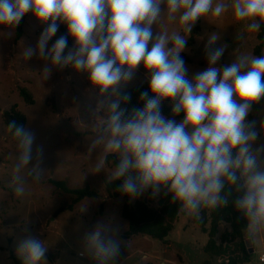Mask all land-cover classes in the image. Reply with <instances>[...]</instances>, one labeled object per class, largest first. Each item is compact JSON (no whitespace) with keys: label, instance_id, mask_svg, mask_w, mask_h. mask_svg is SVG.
Listing matches in <instances>:
<instances>
[{"label":"clouds","instance_id":"obj_1","mask_svg":"<svg viewBox=\"0 0 264 264\" xmlns=\"http://www.w3.org/2000/svg\"><path fill=\"white\" fill-rule=\"evenodd\" d=\"M229 10L248 32L264 27V0H0V26L14 30L31 13L43 30L34 47H23L22 59L44 62L43 81L67 68L87 76L88 101L83 115L75 108L74 123L90 130L93 173L105 172L108 184L122 181L118 191L129 201L163 191L178 212L198 221L205 210L231 203L246 221L245 240L253 242L264 235V120L258 128L248 117L264 99V49L256 56L238 44L232 62L220 64L228 45L214 47L220 37L213 33L204 46L207 66L191 78L181 55L199 20ZM162 19L178 20L180 30L161 24L158 31ZM61 24L66 35L49 47ZM141 66L148 90L139 96L143 106L129 109L126 89ZM165 101L171 118L162 113ZM7 128L17 148L11 183L22 196L42 177L44 150L34 152L35 134L25 126L11 121ZM120 233L119 225L97 221L84 231L79 255L91 264H119L122 246L128 247ZM47 251L31 234L16 246L22 264H48Z\"/></svg>","mask_w":264,"mask_h":264},{"label":"rangeland","instance_id":"obj_2","mask_svg":"<svg viewBox=\"0 0 264 264\" xmlns=\"http://www.w3.org/2000/svg\"><path fill=\"white\" fill-rule=\"evenodd\" d=\"M161 24L169 32L180 30L178 20L169 22L162 19L156 26L158 31ZM42 30L43 27L31 13L27 14L20 40H17V27L13 30L0 26V264H16V259H19L16 246L28 234L44 241L48 247V264H91L90 260L79 255L80 241L84 231L91 229L97 221L120 226V238L127 242L128 247L122 246L119 264H161L157 259H152L153 263L147 262L143 258L145 254L176 260V264H207V261L208 264H224L223 259L212 257L204 251L208 235L198 228L193 218H186L184 214L165 242L148 240L144 236L125 238L129 221L123 218L124 206L145 201L150 207L158 208L160 195L152 198L150 193H145L133 201L116 198L106 188V173H93L95 153L91 158L87 153L90 130L77 129L74 123L77 117L75 108L79 107L83 115L84 105L88 101L87 76L67 68L62 72L54 70L51 77L43 81L39 71L44 62L35 56L27 61L22 59L23 47H34ZM10 32H13L11 36ZM213 33L220 37L214 47L228 45L220 64L232 62V53L238 44L242 52L254 54L259 43L258 33L248 32L246 22L237 21L231 10L219 18L205 17L195 24L186 50L181 53L189 68V78L206 68L204 46ZM238 33L245 36L241 42L236 40ZM57 34L49 42V47ZM69 41L72 47L74 41L70 37ZM146 83L141 66L127 89ZM23 90L32 95V103L21 95ZM13 106L25 114V127L35 134L34 152L37 146H43L44 150L40 164L42 177L39 182L26 186L22 196L15 195L11 183L17 148L4 121V113ZM259 119V122L264 120V105ZM111 159L115 163L116 159ZM35 163L33 159L30 166ZM54 181L63 182L70 189L93 190L99 194V198L75 202V197L57 187ZM85 206H88L87 212L81 213ZM229 230V225H221L216 238L218 242ZM259 239L254 241L255 252L249 264H263L259 261L262 253ZM127 254L131 255L130 258Z\"/></svg>","mask_w":264,"mask_h":264},{"label":"trees","instance_id":"obj_3","mask_svg":"<svg viewBox=\"0 0 264 264\" xmlns=\"http://www.w3.org/2000/svg\"><path fill=\"white\" fill-rule=\"evenodd\" d=\"M27 15L23 17L20 24L17 26V40H20L23 36V27L26 21ZM67 28L61 24L58 30L57 38L60 35H66ZM258 44L254 49V54L259 56L264 49V27L258 33ZM69 47L71 46L68 41ZM148 90V83L139 85L135 88L126 89L131 94V101L126 105L129 109L133 106L142 107V103L139 101L141 92ZM27 102L32 103L33 97L26 90L21 92ZM264 99L258 104L253 106L252 112L249 114V120L259 121ZM162 113L171 118V105L168 101L163 102ZM176 117V119H181ZM4 121L7 124L11 121H16L18 125L26 126L27 118L25 114L17 109V106H13L10 111L4 113ZM117 161H115L116 163ZM122 181H116L111 184H107V190L112 193L116 198H126L119 191L118 187ZM54 184L62 188L66 193L72 194L75 197V202L82 201L86 198H99V194L90 189H70L63 182H56ZM171 197L166 196L163 191L159 197V207L152 208L145 201H136L135 204H126L123 208V218L129 221V231L126 233V237L144 236L152 239L165 242L167 237L174 230L176 223L180 220L183 213L178 212L179 205L170 203ZM240 214L236 212L234 206L230 203L227 207L215 210L203 212L202 220H195L194 223L200 228V230L208 235V242L204 247V251L212 257L221 258L225 261L224 264H246L250 263L253 259V254L250 253L247 247L246 240L244 238L243 228L246 221L239 218ZM223 224L230 226V230L221 236V241L216 239L220 232V227ZM209 263L208 261L206 262ZM16 264H22L19 259H16Z\"/></svg>","mask_w":264,"mask_h":264},{"label":"crops","instance_id":"obj_4","mask_svg":"<svg viewBox=\"0 0 264 264\" xmlns=\"http://www.w3.org/2000/svg\"><path fill=\"white\" fill-rule=\"evenodd\" d=\"M264 105V104H263ZM262 109H263V106H262ZM262 109H261V112H262ZM260 115H261V113H260ZM260 118V117H259ZM260 120V119H259ZM259 122V121H258ZM257 125H258V123H257ZM182 217V216H181ZM181 219V218H180ZM194 219V218H193ZM180 221V220H179ZM178 221V222H179ZM199 228V227H198ZM200 229V228H199ZM146 239H148V240H150V239H152V238H149V237H145ZM260 241H261V243H262V253H264V235H261V237H260V239H259ZM208 242V241H207ZM253 243V248H254V252H255V242L253 241L252 242ZM169 247H171V245L169 244ZM261 253V254H262ZM130 256L131 255H128L127 254V257L128 258H130ZM143 258L144 259H146L147 260V262H150V263H153V262H151L152 261V259H157V261H160L161 262V264H176V260H171V259H168V258H166V257H154L153 255H150V254H145V255H143ZM259 261L261 262V260H260V257H259ZM146 262V261H145ZM146 262V263H147ZM262 263V262H261ZM153 264H155V263H153ZM158 264V263H157ZM246 264H249V263H246Z\"/></svg>","mask_w":264,"mask_h":264},{"label":"water","instance_id":"obj_5","mask_svg":"<svg viewBox=\"0 0 264 264\" xmlns=\"http://www.w3.org/2000/svg\"><path fill=\"white\" fill-rule=\"evenodd\" d=\"M247 247L249 248V251L251 254L254 253L253 243L246 241Z\"/></svg>","mask_w":264,"mask_h":264},{"label":"built area","instance_id":"obj_6","mask_svg":"<svg viewBox=\"0 0 264 264\" xmlns=\"http://www.w3.org/2000/svg\"><path fill=\"white\" fill-rule=\"evenodd\" d=\"M260 260L264 264V253L260 254Z\"/></svg>","mask_w":264,"mask_h":264}]
</instances>
